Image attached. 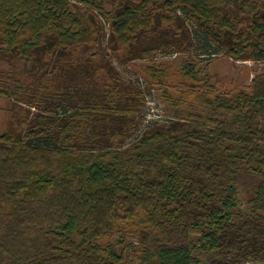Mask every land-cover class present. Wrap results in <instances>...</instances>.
Returning <instances> with one entry per match:
<instances>
[{
	"label": "trees",
	"instance_id": "1",
	"mask_svg": "<svg viewBox=\"0 0 264 264\" xmlns=\"http://www.w3.org/2000/svg\"><path fill=\"white\" fill-rule=\"evenodd\" d=\"M193 35L262 61L264 0H0V264H264V74L211 94L186 60L163 92L180 116L127 143L145 90L111 59Z\"/></svg>",
	"mask_w": 264,
	"mask_h": 264
},
{
	"label": "rangeland",
	"instance_id": "2",
	"mask_svg": "<svg viewBox=\"0 0 264 264\" xmlns=\"http://www.w3.org/2000/svg\"><path fill=\"white\" fill-rule=\"evenodd\" d=\"M103 25L108 32V23L105 20H103ZM187 25L189 29L194 30V26L190 22ZM193 39L194 45L184 52L167 54L156 51L145 59L134 60L123 65L116 58L111 59L113 66L123 80L139 82L145 90V104L141 110L142 122L133 131L132 137L127 140V143L138 139L147 128L165 125L168 120L180 116L176 107L169 105L163 92L178 96L176 91L184 90L177 82L182 80L179 69L186 60L208 66L210 83L215 86V89H211V94L236 92L240 88L247 87L255 76L264 74V60L257 62L233 60L223 54V50L216 52L218 46L210 43L204 37H194L193 35ZM147 64L165 67L169 74L168 80H165L161 86L156 83L151 85L149 79L144 75ZM188 83L194 85L193 92H206L208 89L201 86L199 82L189 81ZM187 90L190 91L191 89ZM10 106V102L0 96V133L8 129ZM114 237L118 239L119 236L115 235ZM125 239L126 243L137 242L136 237L128 236ZM127 259L129 262H133L130 255Z\"/></svg>",
	"mask_w": 264,
	"mask_h": 264
}]
</instances>
